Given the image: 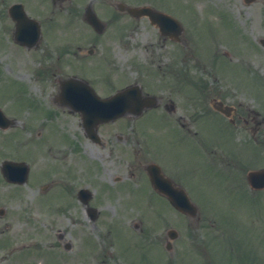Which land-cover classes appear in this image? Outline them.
<instances>
[{"label":"rangeland","instance_id":"rangeland-1","mask_svg":"<svg viewBox=\"0 0 264 264\" xmlns=\"http://www.w3.org/2000/svg\"><path fill=\"white\" fill-rule=\"evenodd\" d=\"M116 1L95 0L97 9L101 11V17L109 20V26L100 41L95 40L93 31H89L81 20L76 21L74 16L68 13L60 15L59 12L52 13L53 6L48 8L51 15H57L50 21L45 35L50 40L51 46H55L63 53V57L58 58L57 51L51 50L49 40L43 42L40 51L50 53L48 63L53 76L49 79L39 77L37 74V68L44 63V60L41 57L34 59L31 52L13 43L9 33L0 29V99L5 97L17 105L24 112L26 129L33 130L36 113L40 119L38 121L40 129L42 121L48 118V107L50 109L56 107L57 111H62L53 101L60 74L76 73L86 77L98 89V86L105 87L104 95L132 81L146 83L151 93L170 95L172 91L165 88L163 82L170 80L172 74H176L175 76L183 80L184 93L176 98L184 115L183 121H176L175 115L167 114L160 108L147 111L142 118L120 119L117 124L105 126L120 127V131L125 133L130 127L135 128L136 138L139 139L136 141V148L145 145L138 130L144 127L143 121L148 116L152 135L159 136L170 126L176 125L178 129L181 128L193 138L201 136L205 142L216 141L215 145L220 144V147L229 152V157L226 155L227 157L224 158L222 151H219L222 148L217 146L218 154L211 152L208 154L199 142L186 135L182 141L175 142L180 131L178 129H171L164 137L151 140L150 145L153 146L154 154L147 153L149 158L156 157L165 166H177L182 182L202 207V217L199 222L186 219L187 229L184 231V241H187L188 246L197 255L186 250L182 258L173 259L172 264H264V190L256 192L254 196L246 187L245 176L243 178L242 173L243 170L246 173L247 169L264 166V139L261 140L264 126L258 135V148L261 151L259 152L257 145L249 142L250 138L254 139L251 130H246L245 127L243 129L233 127L231 130L237 136L226 129L216 115L203 124L201 131L200 121L195 122L192 119L195 109L190 99L197 89H200L197 85L200 83H195L198 79L206 81L207 87L212 85L214 91L221 90L230 99L258 109L264 116V46L260 43V38L264 37V0H255L252 3H246L245 0H158L162 6H171L175 14L181 15L180 19L184 23L189 41L186 45H180V49L170 41L163 45L157 29L151 26L146 18L134 19L122 15L118 12ZM124 1L130 3L136 0ZM191 11L195 12V16L190 13ZM36 14L42 18L48 15L40 9ZM222 15L227 18L220 22ZM205 21L210 26L204 27ZM92 40L93 43L88 47L82 46L77 50L76 57L74 48ZM86 44L88 45L89 42ZM91 48L94 51L90 52ZM70 51H73L70 53L71 58L68 57ZM223 51L228 53V56ZM82 57L86 58L82 59ZM43 73H49V70L45 69ZM29 90L33 98L38 99V106H35L29 96ZM28 109L31 115L27 118L28 114L25 112ZM63 113L64 121L61 115H58L56 120L65 134L54 127L51 121H45V139L57 142L56 147L53 148V143L48 141V148L53 145V151L60 154L71 151L73 161L84 158L81 162H88L90 157L87 158L81 150L77 151L72 143L63 142L65 135H70L75 140L73 132L79 135L80 131L78 116L69 115L67 111ZM226 126L229 127L228 124ZM188 127L197 130L198 134L189 132ZM23 130L25 129L22 128L20 132L23 143L15 144L14 150L8 145V151L12 155L18 154L33 161L34 146L39 156L40 149L45 147V140L39 139L34 143ZM148 131L150 132L149 129ZM38 136L35 133V137ZM171 139L173 141L170 142ZM239 139L242 143L246 139L248 144L242 146ZM94 151L98 156L103 154L105 156L103 160L111 167L118 165L112 161V157L108 155L110 153L105 148L99 147ZM49 154H51L50 148ZM116 155L114 152L113 156ZM218 156L224 158L226 166L221 164ZM234 157L236 163L227 166L230 162L227 158L233 160ZM47 159L48 153H42L38 165L41 168L38 173H32V184L36 185L37 180L45 175L44 170L48 168ZM76 166L79 168L80 164ZM117 168L121 170L123 167ZM75 172L77 175L75 174L74 177L82 176L77 181L99 180L95 175L96 172L90 171L89 168L87 173L84 169ZM92 174L93 176L90 177ZM98 174H101L100 170ZM36 190L31 185H24L13 200H7V203L0 200V204L7 205L10 211H14L13 219L19 222L24 230L25 239L33 237L31 240L22 241V243H34L23 253V262L45 264L49 258L55 259V254L49 255V252L45 251L54 242L53 250L58 254L56 264H66V256H71L72 262L68 264H102L100 254L95 258L94 263L90 253L94 252L92 250L97 243L107 245L113 239L112 248L123 264H171V255L157 240L156 233L159 230L155 229L163 226L164 221L181 228L180 223L185 217L171 205L166 204L164 199L155 196L147 182H136L129 187L119 189V197L127 201L128 207L123 210L121 206L117 207L111 203V207L102 210V217L95 222L78 207L57 211L55 216H52L51 211L44 206V202L52 201L54 197L42 194L36 199ZM6 192H9V189H6ZM258 193L259 197H257ZM150 197L155 202L153 207L147 204ZM63 208L59 205L52 207L51 210ZM130 222L133 224L131 225ZM136 222L144 228L146 226L151 228L152 239L137 235L139 229ZM107 225L112 234L108 231ZM61 228L65 230V238L74 242L75 251L66 252L56 240V233L62 232ZM140 232L146 234L143 229ZM211 233L219 236L214 237ZM82 240L81 252L77 254L78 244ZM72 257H75V260ZM0 264L5 263L0 259Z\"/></svg>","mask_w":264,"mask_h":264},{"label":"flooded vegetation","instance_id":"flooded-vegetation-1","mask_svg":"<svg viewBox=\"0 0 264 264\" xmlns=\"http://www.w3.org/2000/svg\"><path fill=\"white\" fill-rule=\"evenodd\" d=\"M23 3L24 0H0V29L6 31L9 34H13L15 32L17 21L14 17L18 14V11H20L18 4ZM169 105L170 104H166V107L169 108ZM237 109L238 107L235 109V111H233L232 118H230V120L232 119L231 121L234 125L238 124V121L240 120H242L244 123H249L250 120L247 116H250V119L255 120L256 117H253L250 114L245 115L244 111L239 112ZM0 110L5 112L9 116V119H14L10 122L7 120L4 121L5 125L7 124L9 126L7 129H3L2 125H0V199H4L7 203V200H13L14 197L20 193L23 187V185L20 183L9 182L4 177L1 168L2 163L7 159L16 161L24 160L23 157L19 156L18 154L7 156L9 146H12V150H14L15 144L19 145L23 143V141L21 142L20 138V132L23 128V125L19 118L22 111L17 107V105H14L5 97L0 99ZM48 114H50L48 116L50 120L55 119L54 113L50 111ZM0 115L2 114L0 113ZM35 118L38 117L34 116V124L32 125L33 130L38 129V121H36ZM78 118L80 119L79 115ZM111 124L114 123L100 125L98 128V133L101 140L99 141L96 138H93L91 134L88 133L84 125L79 121V135L73 132L76 139L73 140L68 136L65 138V143H72L77 151L81 150V152H86L90 157L89 162H81L84 160V158H80L78 160L74 159L73 161L71 158L73 153H71V151H68V153L65 152L63 154L56 152L54 153L52 146H50L51 160L49 169L41 179L37 180L36 185L33 183V187L37 189L36 199L42 194L52 195L54 197L52 201L44 202V204L48 205L49 209H52V207H59V205L64 207L61 209L63 211H66L71 207H78L86 211L89 214V217H92L91 214L97 209L101 211L107 207H111V203H114L117 207H128L126 203L127 201H124L123 198L119 197V189L132 185L131 180H134L135 178L143 177V179L145 178L146 180H150L149 170L147 167L152 161H148L146 159L145 154L147 153V150L145 148H136V141L138 139L136 138L135 128L131 127L128 132L125 133L120 131V127L107 128L105 126ZM256 124L257 126L255 128V132H257L259 129V123ZM8 129L12 130L8 132ZM121 134L123 136H121ZM36 140L37 139L33 137L34 143H37ZM99 147H103L108 150L110 153L108 155L111 156L112 161L116 162L118 165L111 167L103 160V157H105L103 154L98 156L94 149ZM53 148H55V146H53ZM62 151L63 150L61 149V152ZM114 152L117 154L116 157L113 156ZM85 156L87 157V155ZM77 164H80L79 168H77ZM38 165H40V160L36 152V146H34V157L33 163H30V173H38L39 169L41 168V166ZM88 167L96 172L95 175L99 177V180L89 181V190L81 191V187H79V185L77 186L76 183L79 182L77 181L78 178L82 176L75 178L74 171H80L84 169L86 173ZM117 167L123 168L119 170ZM99 170L101 171V174H98ZM73 177L74 179H72ZM45 178L47 179L46 181ZM177 181L178 180L175 179L176 183H178ZM143 182H145V180H143ZM4 188L9 189V192H6ZM153 194L155 196L158 195L160 198L167 199L163 193L158 192L157 190H154ZM150 199L147 204L150 206L155 205V202L150 201ZM13 214H15L14 211H10L7 205L0 206V259L5 264H27L23 263L22 257L25 251L22 249V245L20 244V242L24 240L26 234L24 233L22 227H20L19 222H15L13 219ZM173 234L174 233L172 231L167 233L165 240L166 247H168L169 238ZM65 235L66 234L63 233L57 235V237L63 238ZM81 244L82 243L78 244V250L76 251L77 254L81 252ZM53 245L55 246L54 243ZM74 247L75 244L72 242V240L66 239L64 241L63 248L66 252L70 253ZM96 252V256H98L100 253L101 259L105 264H119L116 258L113 256L114 254L108 252L107 249ZM70 258L71 256H66V264L71 261Z\"/></svg>","mask_w":264,"mask_h":264},{"label":"water","instance_id":"water-1","mask_svg":"<svg viewBox=\"0 0 264 264\" xmlns=\"http://www.w3.org/2000/svg\"><path fill=\"white\" fill-rule=\"evenodd\" d=\"M97 18H95V16H93V15H89L88 16V20L91 22V23H93V24H95V25H97V20H96ZM130 99H131V101H130ZM129 101V106L131 107V108H133L134 107V105L135 106H137V105H142V103L144 102V100H143V97L141 96V93H140V90H139V88L137 87V86H132V88H126V89H124L123 91H120L117 95H115L114 97H112V98H110V99H107V100H101V102L102 103H107V105H109V106H113V103L115 102H121V103H123V102H125V101ZM135 100H136V102H135ZM95 105V104H94ZM85 107H87L88 105L87 104H85L84 105ZM111 106V107H112ZM100 115V114H99ZM108 115H110V114H108V113H106V112H104V115L103 116H108ZM117 115V114H116ZM84 117H85V120L86 121H93V122H96L97 123V121L99 122V120H102L104 117H99V116H97V114H96V112L95 111H92V113L90 112V110L89 109H87L86 110V113H84ZM264 171H262V173H263ZM262 173H259V172H251L250 173V178L252 179L253 177H255V176H261L262 175ZM161 180V179H160ZM158 181L159 180H157V184H158Z\"/></svg>","mask_w":264,"mask_h":264}]
</instances>
